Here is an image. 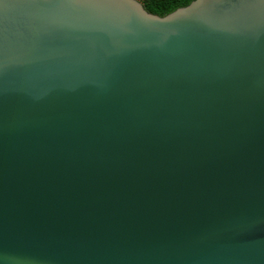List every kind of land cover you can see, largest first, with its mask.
Returning a JSON list of instances; mask_svg holds the SVG:
<instances>
[{"label":"water","instance_id":"1","mask_svg":"<svg viewBox=\"0 0 264 264\" xmlns=\"http://www.w3.org/2000/svg\"><path fill=\"white\" fill-rule=\"evenodd\" d=\"M0 264H264V0H0Z\"/></svg>","mask_w":264,"mask_h":264},{"label":"trees","instance_id":"2","mask_svg":"<svg viewBox=\"0 0 264 264\" xmlns=\"http://www.w3.org/2000/svg\"><path fill=\"white\" fill-rule=\"evenodd\" d=\"M146 9L158 15H166L193 0H141Z\"/></svg>","mask_w":264,"mask_h":264}]
</instances>
